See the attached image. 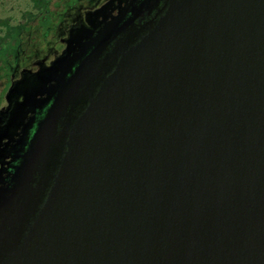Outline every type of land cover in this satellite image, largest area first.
Instances as JSON below:
<instances>
[{
    "label": "water",
    "instance_id": "95a60500",
    "mask_svg": "<svg viewBox=\"0 0 264 264\" xmlns=\"http://www.w3.org/2000/svg\"><path fill=\"white\" fill-rule=\"evenodd\" d=\"M113 1L3 97L0 264H264V0Z\"/></svg>",
    "mask_w": 264,
    "mask_h": 264
},
{
    "label": "flooded vegetation",
    "instance_id": "af4514ba",
    "mask_svg": "<svg viewBox=\"0 0 264 264\" xmlns=\"http://www.w3.org/2000/svg\"><path fill=\"white\" fill-rule=\"evenodd\" d=\"M110 1L111 0H75L74 4L69 6L68 8L72 10L75 9V12L69 16V20L66 22L64 19V15L62 14V18L59 19L57 23L53 24L52 28L49 27L47 29V33L44 35V38L50 37V40L46 41V46L44 48L42 56L33 59V55L26 56L24 55V53H18V55H16L13 59V63L9 65L8 69L6 70L7 73L3 74V76H5L6 83L3 89V94L0 98V107L4 101L3 97L10 85L13 82L21 79L22 71L36 73L40 69L50 67L51 63L64 53L67 46V41L70 39V35L75 33V29L80 28L82 26L91 29V26H95V30L93 32V36H95L96 32L103 27V24H101L103 19L102 17L95 18V16H93V13H95L102 5H105ZM131 1L132 0H122L119 4L118 0H115L110 3L109 6L113 10L111 9L109 13L105 14V16H107V22L111 21L112 17L117 16L118 11H121L124 7L130 5ZM140 1L142 0H137L136 4H138ZM168 1L169 0H157L156 6L153 9L149 10L150 6L155 4V0H150L145 6L147 11L135 20V24L142 25L148 22L149 20L155 18L156 14L158 13V10H160L164 5H166ZM68 9L65 12H67ZM146 26L149 27V23ZM15 101L19 103L22 101V98H19L17 100L13 99L10 107H12ZM36 116H39L38 113L28 114L27 117L24 119V124H27L32 117ZM0 117V127H3L6 123V114L3 113V115ZM22 128L23 126L16 130L17 134L13 137V141H11L9 145H6L7 139H3L0 142V189H6L11 187L9 180L12 178V168L15 165L12 159L13 153H11V148L15 146L17 144V141L20 139V136L23 132ZM14 208V204H11L10 210H14ZM10 210L8 212L12 216H14L15 212H11ZM20 238L21 234L16 233V231H14L13 234L9 237L7 245L4 246V249L16 244L18 242V239ZM2 251L4 250H0V253H3Z\"/></svg>",
    "mask_w": 264,
    "mask_h": 264
},
{
    "label": "rangeland",
    "instance_id": "374dc122",
    "mask_svg": "<svg viewBox=\"0 0 264 264\" xmlns=\"http://www.w3.org/2000/svg\"><path fill=\"white\" fill-rule=\"evenodd\" d=\"M74 1L50 0L48 8L41 10L40 0H0V22H7L10 27L16 25L23 27L20 34L22 45L18 49L19 53H24L26 56L33 55L35 59L42 56L46 41L50 40V37L44 38L47 29L52 28L53 24L62 18V14L67 22L69 16L75 12V9H68ZM67 9L68 11L65 12ZM1 26L0 36H3L5 28L4 25ZM12 35L7 34L4 41L13 44L16 39H13ZM8 60L10 64L13 63L12 56H8ZM5 71L4 65L0 63V98L6 83L5 76H3Z\"/></svg>",
    "mask_w": 264,
    "mask_h": 264
},
{
    "label": "trees",
    "instance_id": "16d2710c",
    "mask_svg": "<svg viewBox=\"0 0 264 264\" xmlns=\"http://www.w3.org/2000/svg\"><path fill=\"white\" fill-rule=\"evenodd\" d=\"M41 2V10L43 8H48L50 0H40ZM0 25H4L5 28V32L3 34V36H0V63L4 65V68L7 70L10 62L8 60V56H12L13 59L15 58L16 55H18L19 51L18 50L21 45H22V41H21V30H22V26L21 25H16L14 27H10L7 25V22H0ZM1 26V27H2ZM1 31V29H0ZM7 34H13V39H16V41L11 44L8 41L5 42L4 39H6ZM6 46V47H5ZM5 73H7L5 71Z\"/></svg>",
    "mask_w": 264,
    "mask_h": 264
}]
</instances>
